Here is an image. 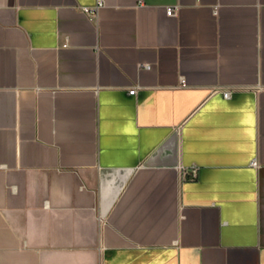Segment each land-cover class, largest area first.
I'll return each instance as SVG.
<instances>
[{"label":"crops","instance_id":"0c3cea01","mask_svg":"<svg viewBox=\"0 0 264 264\" xmlns=\"http://www.w3.org/2000/svg\"><path fill=\"white\" fill-rule=\"evenodd\" d=\"M0 264H264V0H0Z\"/></svg>","mask_w":264,"mask_h":264},{"label":"built area","instance_id":"2783aa9c","mask_svg":"<svg viewBox=\"0 0 264 264\" xmlns=\"http://www.w3.org/2000/svg\"><path fill=\"white\" fill-rule=\"evenodd\" d=\"M101 5H102L101 2H99V4L95 7V11L98 10V8H99ZM85 10H86L87 12H93V11H94L93 9H91V8H89V7H86ZM167 14H169V15H171V16H174V15L176 14V9L173 8V7H168V8H167ZM142 67L148 69V68L151 67V65H149V64H145V65H143ZM181 85H182V86H186V82H185L184 79H181ZM231 93H232L231 90H223V96H224L225 98H229V97L231 96ZM253 164L256 165V162H253Z\"/></svg>","mask_w":264,"mask_h":264}]
</instances>
